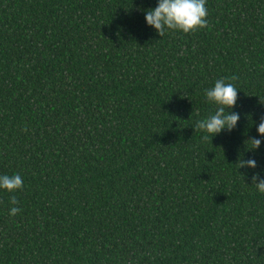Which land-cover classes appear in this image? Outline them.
Instances as JSON below:
<instances>
[{
  "label": "trees",
  "instance_id": "trees-1",
  "mask_svg": "<svg viewBox=\"0 0 264 264\" xmlns=\"http://www.w3.org/2000/svg\"><path fill=\"white\" fill-rule=\"evenodd\" d=\"M157 5L0 0V264H264V0L163 37ZM232 76L236 128L196 132Z\"/></svg>",
  "mask_w": 264,
  "mask_h": 264
},
{
  "label": "clouds",
  "instance_id": "clouds-1",
  "mask_svg": "<svg viewBox=\"0 0 264 264\" xmlns=\"http://www.w3.org/2000/svg\"><path fill=\"white\" fill-rule=\"evenodd\" d=\"M206 5L207 0H158V5L155 8L145 10V19L147 24L153 27L161 37L165 35L166 31H179L185 34L196 33L208 27ZM237 79L236 76L217 79L214 87L205 90L207 101L215 105L216 110L214 114L196 122L194 125L196 132L203 131L213 138L225 129L231 132L236 128L240 115L233 112L232 109L236 106L239 98V90L233 83ZM257 130L260 136L264 137V117H261ZM208 139L209 135L202 137L203 141ZM248 142L252 144L253 150H255L260 148L262 140L251 138ZM236 165L238 169L244 167L255 169L258 166L255 159H239ZM252 184L259 192L264 193V180L260 179L259 173L253 175ZM23 187L24 182L20 174L0 175V189L13 194L10 196V204L13 207L10 208L9 212L12 217L21 212V209L16 206L19 201L14 193L23 190Z\"/></svg>",
  "mask_w": 264,
  "mask_h": 264
}]
</instances>
